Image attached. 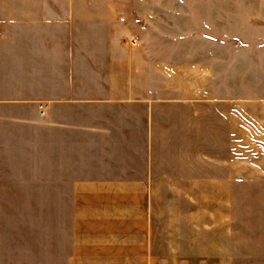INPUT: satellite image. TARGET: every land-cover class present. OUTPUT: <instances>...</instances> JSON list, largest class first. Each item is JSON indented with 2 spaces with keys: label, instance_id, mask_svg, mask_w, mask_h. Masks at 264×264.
Listing matches in <instances>:
<instances>
[{
  "label": "crops",
  "instance_id": "0c3cea01",
  "mask_svg": "<svg viewBox=\"0 0 264 264\" xmlns=\"http://www.w3.org/2000/svg\"><path fill=\"white\" fill-rule=\"evenodd\" d=\"M143 1L0 0V264H234L188 192L264 154V103L196 13Z\"/></svg>",
  "mask_w": 264,
  "mask_h": 264
},
{
  "label": "rangeland",
  "instance_id": "374dc122",
  "mask_svg": "<svg viewBox=\"0 0 264 264\" xmlns=\"http://www.w3.org/2000/svg\"><path fill=\"white\" fill-rule=\"evenodd\" d=\"M143 3L166 7L167 12L182 8L196 13L199 37L213 39L215 54L228 56L231 98L264 103V0H144ZM228 162V192L198 189L188 194L197 200L199 216L214 210V246L233 247L237 252L233 255L234 264H264V154H229ZM203 164L199 159V174L205 169ZM198 186L201 188L203 183ZM166 193L170 212L176 201L185 204L175 196L177 192ZM191 205L194 206L193 201ZM169 218L173 220V214ZM168 225L172 232L174 222ZM210 230L206 223L197 224L199 236L200 232ZM174 241L168 239L167 245ZM184 241L199 246L210 242L202 237L185 239L183 244Z\"/></svg>",
  "mask_w": 264,
  "mask_h": 264
},
{
  "label": "built area",
  "instance_id": "2783aa9c",
  "mask_svg": "<svg viewBox=\"0 0 264 264\" xmlns=\"http://www.w3.org/2000/svg\"><path fill=\"white\" fill-rule=\"evenodd\" d=\"M46 106H44V105H41V115H45V111H44V108H45Z\"/></svg>",
  "mask_w": 264,
  "mask_h": 264
}]
</instances>
